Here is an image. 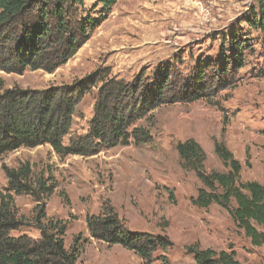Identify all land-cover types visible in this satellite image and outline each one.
<instances>
[{"label": "rangeland", "instance_id": "374dc122", "mask_svg": "<svg viewBox=\"0 0 264 264\" xmlns=\"http://www.w3.org/2000/svg\"><path fill=\"white\" fill-rule=\"evenodd\" d=\"M97 3L85 0L86 14L99 16ZM252 6L254 0H119L91 39L55 72H0L4 90L15 86L45 90L94 72L127 82L145 73L151 80L163 68L191 85L178 102L161 105L136 122L135 127L150 131L152 140L147 144L104 149L92 157H60L49 145L3 155L0 193L7 187L3 165L15 168L29 162L35 177L51 178L57 187L44 200L45 210L48 218L66 223L67 249L79 242L78 264H142L134 252L91 237L86 217L99 215L106 203L131 231L169 237L173 245L154 253L153 264H161L162 256L169 264H197L187 251L195 245L234 251L240 264H264V245L253 246L226 209L193 205L203 185L194 171L184 167L177 151L179 143L193 139L206 153L205 170L226 173L215 153V144L222 143L241 163V181L264 186V64L260 34L246 22ZM232 32L243 33L250 46L245 66L232 73L229 85L213 78L216 83L206 89L197 87L194 76L200 63L217 68L223 58H231ZM100 86L101 82L79 103L72 134L88 133ZM68 143L67 136L64 144ZM14 199L29 226L12 236L39 238L33 226L37 203L28 195Z\"/></svg>", "mask_w": 264, "mask_h": 264}, {"label": "trees", "instance_id": "16d2710c", "mask_svg": "<svg viewBox=\"0 0 264 264\" xmlns=\"http://www.w3.org/2000/svg\"><path fill=\"white\" fill-rule=\"evenodd\" d=\"M118 2L98 0L101 10L95 17L86 14L85 0H0V72L18 75L26 70L55 72L91 39ZM254 2L246 22L260 34L264 64V0ZM228 42L231 58H223L217 68L210 62L200 63L194 76L197 87L206 89L209 83H216L213 78L217 83L224 79L229 85L232 73L245 66V53L250 46L244 34L232 32ZM208 75L212 78L208 79ZM178 79L170 68L161 69L151 80L140 73L130 82L106 79L100 72H94L72 84L45 90L19 86L4 90L0 78V157L21 148L46 145L60 157H92L104 149L147 144L152 140L151 133L135 127L136 122L161 105L179 101V95L185 94L191 85ZM99 82L88 133L74 135L77 107ZM67 136L69 143L65 145ZM177 151L184 167L194 171L203 185L192 199L193 205L209 208L216 204L226 209L251 244L263 246L264 186L241 181L242 165L222 143L215 144V153L228 169L226 173L205 170L206 153L193 139L179 143ZM2 169L7 187L0 193V264H78L79 242L67 249L66 223L48 218L45 210L44 200L54 193L56 183L51 178L35 177L29 162L15 168L3 165ZM15 195L31 196L37 203L33 226L39 231V238L26 234L12 236V232L29 226L18 212ZM86 224L93 239L134 252L142 264H153L154 253L173 245L166 235L131 231L109 203L99 215H88ZM187 251L197 264H240L234 251L202 250L196 245ZM160 262L169 264L165 256Z\"/></svg>", "mask_w": 264, "mask_h": 264}]
</instances>
